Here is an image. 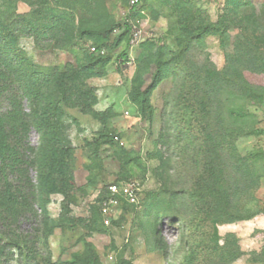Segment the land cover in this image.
Instances as JSON below:
<instances>
[{
	"label": "rangeland",
	"instance_id": "374dc122",
	"mask_svg": "<svg viewBox=\"0 0 264 264\" xmlns=\"http://www.w3.org/2000/svg\"><path fill=\"white\" fill-rule=\"evenodd\" d=\"M8 32L34 198L0 264H264V0H0Z\"/></svg>",
	"mask_w": 264,
	"mask_h": 264
},
{
	"label": "trees",
	"instance_id": "16d2710c",
	"mask_svg": "<svg viewBox=\"0 0 264 264\" xmlns=\"http://www.w3.org/2000/svg\"><path fill=\"white\" fill-rule=\"evenodd\" d=\"M127 32H129V29H127ZM196 36H201V33ZM12 37L13 34L10 32L1 33V48H4L6 40L12 39ZM11 44H9V47H11ZM1 48L0 110L6 103L10 105L5 113H0V201L13 199L15 203L31 205L34 198V187L30 171L33 169L34 150L27 139V131L31 121L20 105L22 93H28L29 89L18 83L17 70L14 67L15 63L22 64L23 60L18 59L14 54L10 55L9 59L8 56L6 60V52L2 51ZM96 49L99 50L100 48L96 47ZM7 50H10V48ZM119 58L121 63L128 61L125 52H122ZM231 258L234 260L237 257L233 255Z\"/></svg>",
	"mask_w": 264,
	"mask_h": 264
},
{
	"label": "built area",
	"instance_id": "2783aa9c",
	"mask_svg": "<svg viewBox=\"0 0 264 264\" xmlns=\"http://www.w3.org/2000/svg\"><path fill=\"white\" fill-rule=\"evenodd\" d=\"M139 3H140V0H130V5H131L132 8L137 7L139 5ZM132 35H133V38L136 40L137 38H139L140 32L139 31H132ZM91 52L92 53H96V54H101V51L98 50V49H96V48H92L91 49ZM110 190L112 192H115V189L113 187H110ZM129 196L131 197V195H129ZM115 204H116V200L114 198V195H111L110 197H107L104 200V203H103V206L101 208V211H102L103 215L106 218L108 217V214H109V211H110L109 210L110 207H112ZM105 224H108V221L107 220L105 221Z\"/></svg>",
	"mask_w": 264,
	"mask_h": 264
},
{
	"label": "crops",
	"instance_id": "0c3cea01",
	"mask_svg": "<svg viewBox=\"0 0 264 264\" xmlns=\"http://www.w3.org/2000/svg\"><path fill=\"white\" fill-rule=\"evenodd\" d=\"M259 188H258V193H260L261 197H263L264 196V181L260 184ZM246 223L253 226L252 229H254L255 231L264 233V214L263 213L256 216L253 221H248Z\"/></svg>",
	"mask_w": 264,
	"mask_h": 264
}]
</instances>
